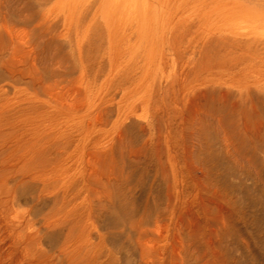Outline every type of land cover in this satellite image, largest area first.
Listing matches in <instances>:
<instances>
[{"label": "rangeland", "instance_id": "1", "mask_svg": "<svg viewBox=\"0 0 264 264\" xmlns=\"http://www.w3.org/2000/svg\"><path fill=\"white\" fill-rule=\"evenodd\" d=\"M0 264H264V0H0Z\"/></svg>", "mask_w": 264, "mask_h": 264}, {"label": "bare ground", "instance_id": "2", "mask_svg": "<svg viewBox=\"0 0 264 264\" xmlns=\"http://www.w3.org/2000/svg\"><path fill=\"white\" fill-rule=\"evenodd\" d=\"M39 80V79H38ZM11 220V219H10Z\"/></svg>", "mask_w": 264, "mask_h": 264}]
</instances>
